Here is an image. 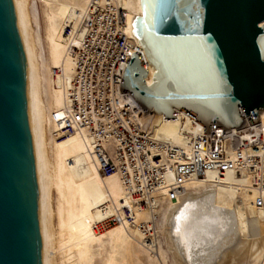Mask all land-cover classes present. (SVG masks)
Segmentation results:
<instances>
[{"label": "water", "instance_id": "water-1", "mask_svg": "<svg viewBox=\"0 0 264 264\" xmlns=\"http://www.w3.org/2000/svg\"><path fill=\"white\" fill-rule=\"evenodd\" d=\"M120 91L171 133L181 112L220 135L264 117V0H140ZM0 264H49L34 101L18 0H0Z\"/></svg>", "mask_w": 264, "mask_h": 264}, {"label": "bare ground", "instance_id": "bare-ground-1", "mask_svg": "<svg viewBox=\"0 0 264 264\" xmlns=\"http://www.w3.org/2000/svg\"><path fill=\"white\" fill-rule=\"evenodd\" d=\"M90 1L38 0L45 61L51 71L58 69L60 72L56 77L51 73L52 115L60 114L65 106L74 64L68 48L71 43L77 45L79 42V36L66 37L65 28H78ZM115 1L126 11V23L128 15H141L140 0ZM18 3L34 101L49 264H54L51 193H55L57 200L55 215L61 239V264H94L95 257L102 252L101 264H166L163 251L158 248L159 240H155V248L146 245L145 234L139 228L152 219L149 212H135L133 225L120 223L110 230H100L108 218L119 213L122 202L129 205V199L117 174L99 175L87 134L78 132L54 142L52 159L48 157L46 127L52 125L54 138L57 126L52 115L51 120L48 117L49 111L40 91V63L44 62V57L37 53L32 42L28 0H18ZM125 32L129 35L127 25ZM156 116L144 119L155 137L183 145V123L177 119V128L169 133L163 125V116ZM260 122L264 123V117ZM183 126V131L191 130L187 122ZM184 189V196L176 203L165 201L164 194L161 195L156 213L157 229L161 208L166 202L162 213L163 234L174 264H240L261 258L264 253V206L256 208L253 201L244 202L243 198L254 200L258 196L249 174L242 172L239 176L228 171L218 178L216 173L208 172L204 179L195 178L185 183ZM250 225H255L259 232L253 239L249 237ZM236 240L235 247H229Z\"/></svg>", "mask_w": 264, "mask_h": 264}, {"label": "built area", "instance_id": "built-area-1", "mask_svg": "<svg viewBox=\"0 0 264 264\" xmlns=\"http://www.w3.org/2000/svg\"><path fill=\"white\" fill-rule=\"evenodd\" d=\"M126 25V11L115 0H91L78 28H65V36H79V42L68 48L74 64L65 106L60 114L52 115L55 139L84 132L90 138L99 175L117 174L121 180L129 205L122 202L119 213L103 225H133L135 212L147 211L152 219L139 228L145 234L144 243L155 248L161 195L176 203L184 196L185 183L204 179L208 172L218 178L228 171L249 174L258 190L253 205L263 207L264 123L232 129L223 136L219 130H209L204 137L202 126L176 112V119L191 128L183 131L181 127L184 144L156 138L133 98L120 91L125 60L132 51L140 54L146 67L144 52L126 34ZM59 73L52 69L53 77Z\"/></svg>", "mask_w": 264, "mask_h": 264}, {"label": "rangeland", "instance_id": "rangeland-1", "mask_svg": "<svg viewBox=\"0 0 264 264\" xmlns=\"http://www.w3.org/2000/svg\"><path fill=\"white\" fill-rule=\"evenodd\" d=\"M27 11H28V16H29V21L31 24V38L32 42L37 50V53L39 55H42L44 57V62L40 63V76L42 78V84H41V95H42V100L49 111L48 117L50 118L52 115V106H51V86L50 82L52 81L53 77L51 76L52 71L50 70L51 68L48 66V64L45 61L46 58V49H45V44H44V31H43V22L41 18V12L38 4V0H28V6H27ZM51 77V78H50ZM51 79V80H50ZM51 120V118H50ZM45 131V138L47 140V152H48V157L52 159V147L54 142L58 141L57 139L53 138L52 136V125L46 127ZM54 140V141H53ZM52 143V146H51ZM51 146V147H50ZM51 148V149H50ZM49 150V151H48ZM55 193H51V206L53 210V218L51 220V225H52V230L54 234V253H53V260L54 264H61L62 262V250H61V245H60V235H59V230H58V225H57V219L55 215V210H56V197ZM244 202L250 203L254 200H252L250 197L243 198ZM165 204H163L161 208V217L159 218L158 224H157V232L159 233V238H158V248L163 251L166 264H174L172 256L170 252L168 251V242L163 234V217L162 213L165 210ZM113 226L112 225H102L100 227V230L102 231H107L110 230ZM258 231L255 228V225H250L249 227V234L250 238L253 239L255 238L256 235H258ZM257 237V236H256ZM236 240L233 244H231L229 247L233 248L237 244ZM234 245V246H233ZM95 250V248H94ZM103 252L95 257L94 264H101V261L103 260ZM240 264H264V253L262 254L261 258L258 259L257 261H247L245 263H240Z\"/></svg>", "mask_w": 264, "mask_h": 264}]
</instances>
